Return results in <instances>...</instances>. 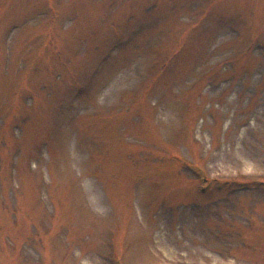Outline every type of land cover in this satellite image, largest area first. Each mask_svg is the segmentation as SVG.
<instances>
[{"label": "rangeland", "instance_id": "obj_1", "mask_svg": "<svg viewBox=\"0 0 264 264\" xmlns=\"http://www.w3.org/2000/svg\"><path fill=\"white\" fill-rule=\"evenodd\" d=\"M0 264H264V0H0Z\"/></svg>", "mask_w": 264, "mask_h": 264}]
</instances>
